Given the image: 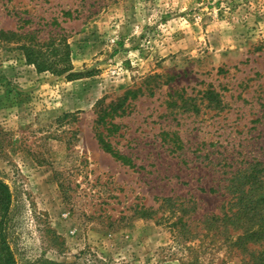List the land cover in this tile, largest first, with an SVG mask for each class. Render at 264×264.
Returning a JSON list of instances; mask_svg holds the SVG:
<instances>
[{
    "label": "rangeland",
    "instance_id": "374dc122",
    "mask_svg": "<svg viewBox=\"0 0 264 264\" xmlns=\"http://www.w3.org/2000/svg\"><path fill=\"white\" fill-rule=\"evenodd\" d=\"M0 30L64 34L80 74L0 39L17 264L253 263L213 217L264 169V0H0Z\"/></svg>",
    "mask_w": 264,
    "mask_h": 264
},
{
    "label": "trees",
    "instance_id": "16d2710c",
    "mask_svg": "<svg viewBox=\"0 0 264 264\" xmlns=\"http://www.w3.org/2000/svg\"><path fill=\"white\" fill-rule=\"evenodd\" d=\"M0 39L16 44L26 63L33 66L37 73L80 77V74L73 72L71 46L64 34L52 35L47 40L40 41L35 33L0 30ZM247 170L243 172H248ZM253 171L255 168L243 177V181L238 182L232 198L225 200L228 205L223 214L214 216L213 219L220 225L233 228L234 245L240 251L248 252L251 256L249 262L256 264L261 259V254L255 255L258 252L255 247L264 243V169L255 174ZM210 192L216 193L214 189H210ZM12 198L9 185L0 179V264H17L6 231Z\"/></svg>",
    "mask_w": 264,
    "mask_h": 264
}]
</instances>
